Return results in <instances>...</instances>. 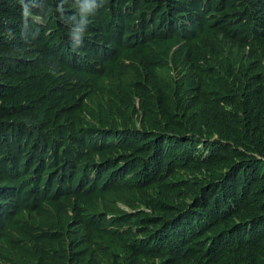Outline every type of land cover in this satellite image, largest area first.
I'll list each match as a JSON object with an SVG mask.
<instances>
[{"label":"trees","instance_id":"1","mask_svg":"<svg viewBox=\"0 0 264 264\" xmlns=\"http://www.w3.org/2000/svg\"><path fill=\"white\" fill-rule=\"evenodd\" d=\"M14 182L12 264L25 208L104 264H264V0H0Z\"/></svg>","mask_w":264,"mask_h":264},{"label":"clouds","instance_id":"2","mask_svg":"<svg viewBox=\"0 0 264 264\" xmlns=\"http://www.w3.org/2000/svg\"><path fill=\"white\" fill-rule=\"evenodd\" d=\"M179 80V78H177ZM22 183L0 184V222L14 214L15 205L13 201L18 195ZM52 198L57 197L60 205L66 209L69 215H72L68 209L65 199H60L62 195H56V188H52ZM49 190H47V193ZM60 216L66 219L65 213L58 211ZM21 224L31 223L35 230L30 231L23 238L15 237L11 232L10 240L14 241L13 253L17 257L16 261L21 264H104L105 253L99 252L96 245L89 244L86 238L87 226L77 220L75 234L60 232L57 228L59 216L56 213L52 225H46L38 216H34L29 208L21 211ZM67 220V219H66ZM28 226H20L24 230ZM48 230H57L62 234L56 238ZM2 258V257H0ZM4 258V257H3ZM0 264H12L0 259Z\"/></svg>","mask_w":264,"mask_h":264}]
</instances>
